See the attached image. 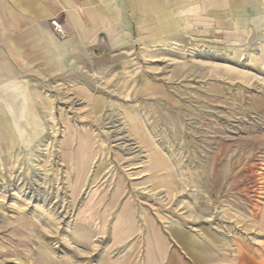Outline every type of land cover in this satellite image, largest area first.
<instances>
[{
    "label": "rangeland",
    "instance_id": "rangeland-1",
    "mask_svg": "<svg viewBox=\"0 0 264 264\" xmlns=\"http://www.w3.org/2000/svg\"><path fill=\"white\" fill-rule=\"evenodd\" d=\"M122 62L82 94L25 84V117L0 121V264H148V234L170 225L264 256V32Z\"/></svg>",
    "mask_w": 264,
    "mask_h": 264
},
{
    "label": "crops",
    "instance_id": "crops-1",
    "mask_svg": "<svg viewBox=\"0 0 264 264\" xmlns=\"http://www.w3.org/2000/svg\"><path fill=\"white\" fill-rule=\"evenodd\" d=\"M260 32L264 0H0V121L7 122L0 125L15 127L24 116L20 105L33 98L24 99L30 97L24 96L25 84L73 85L82 94L89 73L118 69V62L125 66L122 60L137 47L185 39L224 44ZM122 213L115 228L126 234L133 226ZM168 229L166 235L155 229L148 234V264H264V256L249 255L248 245L238 241L232 255H219L213 247L200 249L178 226Z\"/></svg>",
    "mask_w": 264,
    "mask_h": 264
},
{
    "label": "built area",
    "instance_id": "built-area-1",
    "mask_svg": "<svg viewBox=\"0 0 264 264\" xmlns=\"http://www.w3.org/2000/svg\"><path fill=\"white\" fill-rule=\"evenodd\" d=\"M50 25L53 28V30L56 31L60 35V37H62V31L60 28V24L56 20L52 19L50 21Z\"/></svg>",
    "mask_w": 264,
    "mask_h": 264
},
{
    "label": "bare ground",
    "instance_id": "bare-ground-1",
    "mask_svg": "<svg viewBox=\"0 0 264 264\" xmlns=\"http://www.w3.org/2000/svg\"><path fill=\"white\" fill-rule=\"evenodd\" d=\"M123 222V219H118V225L120 226L121 223Z\"/></svg>",
    "mask_w": 264,
    "mask_h": 264
}]
</instances>
